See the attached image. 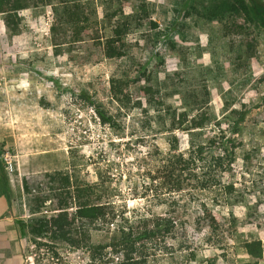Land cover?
<instances>
[{
    "label": "rangeland",
    "instance_id": "1",
    "mask_svg": "<svg viewBox=\"0 0 264 264\" xmlns=\"http://www.w3.org/2000/svg\"><path fill=\"white\" fill-rule=\"evenodd\" d=\"M251 1L264 12V0ZM227 2L22 0L13 21L0 13V161L12 203L0 219V264H113L121 228L156 219L173 230L141 246L146 264H256L244 244L264 250V27L224 11ZM122 25L124 56L110 57ZM228 136L234 165L218 183L197 187L212 159L168 167L173 137L185 156L204 147L210 158ZM55 172L83 193L73 211L102 204L116 215L92 232L102 250L52 254L20 235L34 197L60 188L44 178Z\"/></svg>",
    "mask_w": 264,
    "mask_h": 264
},
{
    "label": "trees",
    "instance_id": "2",
    "mask_svg": "<svg viewBox=\"0 0 264 264\" xmlns=\"http://www.w3.org/2000/svg\"><path fill=\"white\" fill-rule=\"evenodd\" d=\"M21 2L22 0H0V13L4 14L7 23L13 21V17H16L17 12L24 8L25 5ZM225 7L226 9H223L224 11L230 10L229 12H234L237 15L241 13L250 15L251 13L250 16H253L264 27V12L252 11L255 5L251 0L248 2L234 0L232 4L230 2L225 3ZM151 26L157 28V24L152 21ZM126 30L127 25H122V28L118 27L115 30L116 39L111 40L108 45V54L110 57L120 58L124 56V52L121 49H117L115 43H123ZM148 91L146 90V92ZM98 114L104 124H111V118L107 117L105 113L98 110ZM204 125L205 122L202 120V122L196 124V127L203 128ZM212 145L213 148H218V153L210 155V158L204 155V147H198L194 150L191 149L188 155L185 156L179 150L178 140L173 137L170 141V150L165 157L168 160V167L173 173L179 169L183 172L187 169L186 166H189L195 159H212L210 173L207 174V178L202 179L198 183L197 187L205 188L209 184L214 185L219 182V177L232 170V166L234 165L233 159H235V145L233 144L231 136L224 138L221 142L213 141ZM4 166L5 163L0 161V175L11 211L12 203L7 191V178ZM44 178L52 185L60 184V188L55 189V195H53L52 199L42 197V195L34 197L37 205L30 206V218L28 221L19 222L20 235L29 236L31 238L30 242H33L40 248L44 246L52 254L60 247L90 249L93 251L102 250L104 248L102 245H95L91 242L92 232L100 230L102 224H112L116 215L108 210V206L102 204L79 203L76 205L75 211H73L70 200L79 199V196L82 197L83 193L78 190V197L74 196L71 177L68 173L55 172L46 174ZM30 185V179L24 176L22 186L28 196H32ZM50 200L54 201L48 204ZM48 208L51 209V215L44 214ZM164 222L165 219L151 220L149 221L151 223L150 225L145 224L137 232L131 226L122 227L119 237L114 241L116 243L113 244L117 249L115 253L120 255L121 259L113 264H146L145 250L141 246L147 241L167 236L172 232V224H164ZM244 249L249 257L256 260V264L263 259L264 250L261 241L257 240L245 243ZM95 256L96 254L94 253L92 259H95Z\"/></svg>",
    "mask_w": 264,
    "mask_h": 264
},
{
    "label": "crops",
    "instance_id": "3",
    "mask_svg": "<svg viewBox=\"0 0 264 264\" xmlns=\"http://www.w3.org/2000/svg\"><path fill=\"white\" fill-rule=\"evenodd\" d=\"M18 168L21 171V164H20V160L18 161ZM24 176L29 175V174H24L23 172H21ZM10 209H9V204H8V198H7V194L6 191L4 189L2 180L0 182V219L3 216H6L9 213Z\"/></svg>",
    "mask_w": 264,
    "mask_h": 264
},
{
    "label": "built area",
    "instance_id": "4",
    "mask_svg": "<svg viewBox=\"0 0 264 264\" xmlns=\"http://www.w3.org/2000/svg\"><path fill=\"white\" fill-rule=\"evenodd\" d=\"M6 160H11V159H6ZM7 164L10 167V170H13V163L10 161H7Z\"/></svg>",
    "mask_w": 264,
    "mask_h": 264
}]
</instances>
